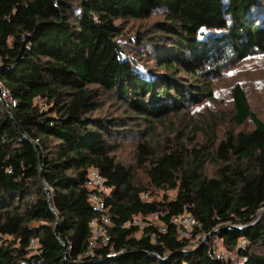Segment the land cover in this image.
Segmentation results:
<instances>
[{"label":"trees","instance_id":"obj_1","mask_svg":"<svg viewBox=\"0 0 264 264\" xmlns=\"http://www.w3.org/2000/svg\"><path fill=\"white\" fill-rule=\"evenodd\" d=\"M156 14L155 49L141 51L147 35L126 27ZM258 55L264 0H0V79L17 98L11 112L0 101V264H232L215 237L264 264V216L251 225L264 210V119L246 87L231 86L229 112L196 120L205 130L152 135L214 102L224 71ZM128 139L148 186L119 159ZM92 167L112 222L93 255ZM151 189L162 199H144ZM185 211L201 223L194 234H212L204 244L189 248L171 222ZM149 215L159 222L125 226Z\"/></svg>","mask_w":264,"mask_h":264},{"label":"rangeland","instance_id":"obj_2","mask_svg":"<svg viewBox=\"0 0 264 264\" xmlns=\"http://www.w3.org/2000/svg\"><path fill=\"white\" fill-rule=\"evenodd\" d=\"M161 18H162L161 14H156L150 20L144 22L132 21L126 27L125 34L131 35L136 33L137 31H143L147 35V37L144 45L140 47V50L141 51L154 50L155 45L153 42V36L156 34V32L152 33V28H150V26L153 24V22ZM145 58H148V56H146ZM237 82L241 83L244 87H246V89L248 90V95L252 107L257 112V114L264 119V55H258L237 62L234 66L225 70L220 81L216 82L215 84V93L217 99L214 102H211L206 107H204L202 109L203 111L197 109L196 110L190 109L180 118L178 117L170 118L171 120H168L166 124L159 126L157 130L154 132V134H152L154 139L153 141L154 142L165 141L167 138H172L173 140H177L179 138L177 128L180 129L182 125H185L187 122L199 124L203 128L202 130H205V127L196 120L202 121L205 119L209 120L210 118H212V113L208 112L207 110L216 111L218 109H222V111L226 113L229 112L231 106L230 89L231 86H233ZM111 105H109V107ZM44 107L46 108V106ZM114 109L115 106H111L109 108V110L112 112L114 111ZM251 128H252L251 123L246 124V126L244 127L245 130H249ZM183 133L188 134L187 132H183ZM188 135L189 137L191 136V134ZM119 155H120L119 159L123 163L133 168L134 173L136 174V180H138L143 185L148 186L149 182L146 177V173L137 164L136 154L134 150V143L131 142V139H128L124 142V146L122 150L119 152ZM207 172L209 174H213L215 172L214 166L208 165ZM151 191H152V197L151 195H149L148 198L143 196L144 199L145 198L162 199L165 193L164 190L151 189ZM169 194L173 195V192H170ZM263 212L264 210H261L260 214H262ZM150 221L153 223H158L159 219L157 218V216L153 215L151 216L149 222ZM219 231L220 229H217L215 232H219ZM211 235L212 234H209L205 237L204 234L199 233L198 236L201 237V239L197 241V238H194V247L204 244L207 240L210 239ZM4 240L5 238L0 237V244ZM214 241H216V250L218 254L224 251L225 254L228 255L226 260H230L232 264H237L238 259L241 257L238 251L226 250L222 246V241L219 237H215ZM245 245L246 244H242V241L239 244L240 247H244Z\"/></svg>","mask_w":264,"mask_h":264},{"label":"built area","instance_id":"obj_3","mask_svg":"<svg viewBox=\"0 0 264 264\" xmlns=\"http://www.w3.org/2000/svg\"><path fill=\"white\" fill-rule=\"evenodd\" d=\"M0 101L3 104L4 108L7 109V111L11 112L14 108L17 107V98L7 88L5 83L0 79ZM43 109H46L44 106H41ZM86 187L90 191V201L95 208L96 211L99 213V218L94 219L91 224V231L92 236L89 240V252L91 255H93V248L96 247L98 241L101 239L103 243H107L109 241V235H108V229L112 226L111 222V214L109 211V205H107V202L104 198V193L108 191L107 188V180L106 178L98 171V169L92 167L88 171L87 181H86ZM144 197L148 198L149 194L144 193ZM143 197V198H144ZM145 198V199H146ZM153 215L149 216H138L135 217L133 220L127 222L125 226H131V225H137L140 227H144L146 225H149L150 218ZM172 223L176 224L178 226V232L182 238L190 239L189 248L194 247V238H197V241L201 239L199 237V233L194 234V231L196 228H201V223L195 218L194 215L188 212H183L179 215H176L173 217ZM241 228H245V226H240ZM159 230L161 232H164L166 230V227L160 226ZM216 231V230H215ZM195 235V236H194ZM207 235H205L206 237ZM32 246H36L35 240H32L31 242ZM242 244H246V240H242ZM69 249H71V246H69ZM221 257L226 259L228 257L227 254H225L224 251L219 253ZM116 254H109V257H114ZM248 258L241 256L238 259L237 264H246Z\"/></svg>","mask_w":264,"mask_h":264},{"label":"water","instance_id":"obj_4","mask_svg":"<svg viewBox=\"0 0 264 264\" xmlns=\"http://www.w3.org/2000/svg\"><path fill=\"white\" fill-rule=\"evenodd\" d=\"M264 216V212L259 215L258 219L252 223L251 225H255L262 217ZM233 229H242L239 225H233L231 226Z\"/></svg>","mask_w":264,"mask_h":264}]
</instances>
